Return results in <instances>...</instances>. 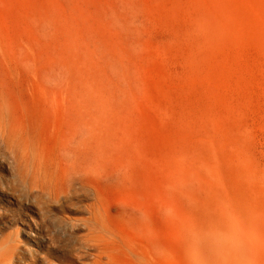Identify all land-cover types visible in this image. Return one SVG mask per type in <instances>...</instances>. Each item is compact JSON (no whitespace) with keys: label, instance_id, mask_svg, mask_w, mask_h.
<instances>
[{"label":"rangeland","instance_id":"rangeland-1","mask_svg":"<svg viewBox=\"0 0 264 264\" xmlns=\"http://www.w3.org/2000/svg\"><path fill=\"white\" fill-rule=\"evenodd\" d=\"M36 264H264V0H0V245Z\"/></svg>","mask_w":264,"mask_h":264},{"label":"bare ground","instance_id":"bare-ground-1","mask_svg":"<svg viewBox=\"0 0 264 264\" xmlns=\"http://www.w3.org/2000/svg\"><path fill=\"white\" fill-rule=\"evenodd\" d=\"M98 261L95 262V264ZM0 264H36L33 253L20 245H0Z\"/></svg>","mask_w":264,"mask_h":264}]
</instances>
